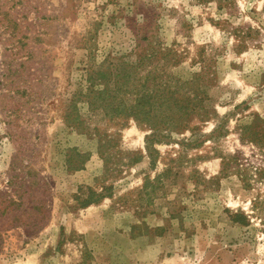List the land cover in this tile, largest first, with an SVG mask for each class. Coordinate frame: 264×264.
I'll return each mask as SVG.
<instances>
[{"label":"rangeland","instance_id":"374dc122","mask_svg":"<svg viewBox=\"0 0 264 264\" xmlns=\"http://www.w3.org/2000/svg\"><path fill=\"white\" fill-rule=\"evenodd\" d=\"M153 49L141 75L213 79L195 136L151 157L150 130L84 101L82 127H68L88 70ZM254 116L264 120V0H0V196L45 208L26 219L37 226L0 232V264H264V143L240 130ZM72 148L89 156L84 170L67 171Z\"/></svg>","mask_w":264,"mask_h":264},{"label":"trees","instance_id":"16d2710c","mask_svg":"<svg viewBox=\"0 0 264 264\" xmlns=\"http://www.w3.org/2000/svg\"><path fill=\"white\" fill-rule=\"evenodd\" d=\"M223 7L220 5V9ZM159 54L153 49L151 53L139 56L134 63L120 59L117 62L108 61L98 70H88L84 91L75 93L67 108L65 120L68 127H82L83 119L77 105L78 102L84 101L93 115L101 113L107 118L133 119L138 125L150 130L146 143L151 157L155 144L170 142L173 135L192 132L195 136L197 128L192 127V123L195 120L206 122L210 118L208 89L213 79L195 76L191 81H183L164 71L159 72L157 67L141 75L140 71L154 63ZM240 130L242 141L264 143V120L260 117L254 116L249 123L241 125ZM108 144L110 145L111 141ZM200 144V140L195 138L189 146L197 147ZM88 160L89 156L81 154L77 149H68L65 167L67 171H81ZM109 197L111 193L104 190L101 194L92 192L86 200L78 201L80 207L85 209ZM44 212L45 208L39 204L29 209L23 195L16 190L11 194L2 195L0 232L25 224L37 226L38 224L32 223H38L39 220L27 222L26 219ZM44 218L42 216V219ZM235 219L236 222L241 220L242 225L247 222V217L243 214L236 215Z\"/></svg>","mask_w":264,"mask_h":264}]
</instances>
